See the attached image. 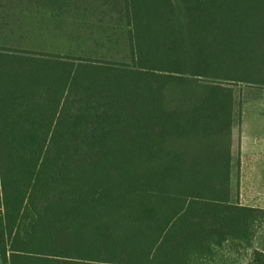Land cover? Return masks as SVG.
<instances>
[{
    "label": "trees",
    "instance_id": "16d2710c",
    "mask_svg": "<svg viewBox=\"0 0 264 264\" xmlns=\"http://www.w3.org/2000/svg\"><path fill=\"white\" fill-rule=\"evenodd\" d=\"M124 8L128 62L0 47L5 262L197 264L264 214L232 201L230 144L232 83L264 86V0Z\"/></svg>",
    "mask_w": 264,
    "mask_h": 264
},
{
    "label": "rangeland",
    "instance_id": "374dc122",
    "mask_svg": "<svg viewBox=\"0 0 264 264\" xmlns=\"http://www.w3.org/2000/svg\"><path fill=\"white\" fill-rule=\"evenodd\" d=\"M125 12L124 0H0V47L128 62ZM232 85L237 102L230 141L232 201L264 209V86ZM260 214L247 239L225 243L197 264H256L254 250L264 251ZM0 264H11L3 260L1 245Z\"/></svg>",
    "mask_w": 264,
    "mask_h": 264
}]
</instances>
